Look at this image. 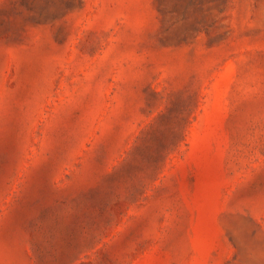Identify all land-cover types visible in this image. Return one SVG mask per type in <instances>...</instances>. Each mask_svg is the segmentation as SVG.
I'll list each match as a JSON object with an SVG mask.
<instances>
[{
    "label": "rangeland",
    "instance_id": "374dc122",
    "mask_svg": "<svg viewBox=\"0 0 264 264\" xmlns=\"http://www.w3.org/2000/svg\"><path fill=\"white\" fill-rule=\"evenodd\" d=\"M0 264H264V0H0Z\"/></svg>",
    "mask_w": 264,
    "mask_h": 264
}]
</instances>
